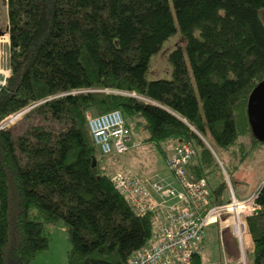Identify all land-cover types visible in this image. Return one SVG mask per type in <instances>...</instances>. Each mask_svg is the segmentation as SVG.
<instances>
[{"label":"trees","instance_id":"trees-1","mask_svg":"<svg viewBox=\"0 0 264 264\" xmlns=\"http://www.w3.org/2000/svg\"><path fill=\"white\" fill-rule=\"evenodd\" d=\"M5 2L0 125L31 108L0 129V264H29L48 248L45 225L58 221L70 241L66 264H126L150 239L152 214L139 216L118 193L111 176L126 170L112 174L108 161L138 147V126L165 167L189 143L188 177L205 179L209 205L221 204L214 155L237 154L248 134L251 149L262 144L246 105L264 80V0ZM174 35L181 42L165 54L167 77L157 78L151 62ZM113 111L129 149L103 155L88 119ZM255 203L252 264H264V181ZM191 262L202 264L200 254Z\"/></svg>","mask_w":264,"mask_h":264},{"label":"built area","instance_id":"built-area-1","mask_svg":"<svg viewBox=\"0 0 264 264\" xmlns=\"http://www.w3.org/2000/svg\"><path fill=\"white\" fill-rule=\"evenodd\" d=\"M6 60H0V88L9 77ZM29 108L11 116L0 128L11 124ZM88 127L101 154H122L129 149V136L118 111L90 117ZM195 155L189 143H180L175 148L166 159L171 181L160 176L154 180L139 178L130 170L111 176L113 186L135 213L139 216L152 214L153 233L150 239L126 264H192L193 257L202 251L206 228L211 225L218 227L222 264H232L226 259L228 246L224 234L227 231L236 243L237 263L246 264L247 220L259 210L255 203L256 193L244 200L237 201L231 196L224 204L209 205L205 179L191 180L186 172Z\"/></svg>","mask_w":264,"mask_h":264},{"label":"rangeland","instance_id":"rangeland-1","mask_svg":"<svg viewBox=\"0 0 264 264\" xmlns=\"http://www.w3.org/2000/svg\"><path fill=\"white\" fill-rule=\"evenodd\" d=\"M5 4V0H0V30L3 32L6 30ZM171 12L174 13L172 9ZM262 19L264 22L263 17ZM7 40L8 35L6 32L5 34H0V60L8 58ZM169 41L166 48L164 47L151 62V73L157 75V78L167 77L165 72L163 75L161 73L165 71L164 69L166 67L164 62L165 54L174 45L179 44L181 38L178 35H174ZM2 64L4 63L2 62ZM0 69L2 68L0 67ZM38 121L35 120L34 122L38 123ZM135 130L132 132V141L138 147L130 150L126 154L116 156L112 162L111 160L108 161L112 174L118 171L130 170L139 178L154 180L161 173H168L165 162L156 147L153 144L143 142L146 137V132L143 130V127L138 126ZM247 137L249 138V134ZM245 142V138L240 139V143L244 144L242 149L241 147L240 149L237 148V154L222 152L219 157L214 155L222 173L223 181L225 182V189H223L226 198L234 196L237 201L251 198L259 190L264 181V144H259L255 149H251L249 147L250 144L247 146ZM236 147H239V145H235L232 149H236ZM211 182L217 185L213 181V178ZM226 191L228 192L227 194ZM44 230L49 237L48 248L39 253L29 264H66L67 253L70 250V241L62 221L46 224ZM210 234H216L215 226H209L206 229V236L202 243V264H219L223 256L218 248L216 236L212 239ZM229 237L230 235H227L226 238L229 239ZM248 238L251 240L250 235ZM232 241L234 242L233 239ZM252 249L251 245L245 240L246 264H252V251H250Z\"/></svg>","mask_w":264,"mask_h":264},{"label":"water","instance_id":"water-1","mask_svg":"<svg viewBox=\"0 0 264 264\" xmlns=\"http://www.w3.org/2000/svg\"><path fill=\"white\" fill-rule=\"evenodd\" d=\"M246 115L252 135L257 141L264 144V80L257 83L252 89L247 100ZM206 145L208 146V144ZM208 148L210 149L209 146Z\"/></svg>","mask_w":264,"mask_h":264},{"label":"crops","instance_id":"crops-1","mask_svg":"<svg viewBox=\"0 0 264 264\" xmlns=\"http://www.w3.org/2000/svg\"><path fill=\"white\" fill-rule=\"evenodd\" d=\"M245 139H246L245 143L248 146L250 144L249 138L246 137ZM160 177H163V178H165V179H167L169 181L172 180V176L169 173H167V172L166 173H164V172L161 173ZM227 191H226V194L228 193ZM216 201L218 203H224L226 201H229V197L226 198L225 193H223L221 196H217ZM212 226L216 227V234L215 235L214 234H210V235H211L212 239L215 238V236H216L217 242H218V248H219V250L221 252V255L223 256L222 247H221V240H220L219 234H217L218 233L217 225H211L210 227H212ZM227 235H229V234L226 232L225 233V237H224L225 244L228 246V249H226V253H227L226 254V259H228L230 262H232V264H238L237 261H236V258H237V252H236V246H235L236 244L232 241V239L230 237H229V239H227L226 238ZM246 242H248L251 245V248H253V244H252V242H251V240L249 238H246ZM250 251H253V249L250 250ZM202 253H203V248H202V251L200 253V256H201ZM222 260H223V257H222L221 261L219 262V264H222Z\"/></svg>","mask_w":264,"mask_h":264},{"label":"bare ground","instance_id":"bare-ground-1","mask_svg":"<svg viewBox=\"0 0 264 264\" xmlns=\"http://www.w3.org/2000/svg\"><path fill=\"white\" fill-rule=\"evenodd\" d=\"M216 156V155H215Z\"/></svg>","mask_w":264,"mask_h":264},{"label":"flooded vegetation","instance_id":"flooded-vegetation-1","mask_svg":"<svg viewBox=\"0 0 264 264\" xmlns=\"http://www.w3.org/2000/svg\"><path fill=\"white\" fill-rule=\"evenodd\" d=\"M227 254V253H226Z\"/></svg>","mask_w":264,"mask_h":264}]
</instances>
